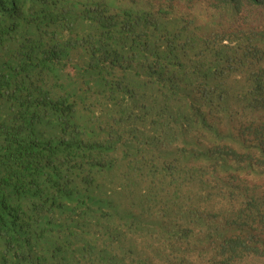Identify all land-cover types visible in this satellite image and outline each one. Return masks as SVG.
<instances>
[{
    "label": "trees",
    "instance_id": "16d2710c",
    "mask_svg": "<svg viewBox=\"0 0 264 264\" xmlns=\"http://www.w3.org/2000/svg\"><path fill=\"white\" fill-rule=\"evenodd\" d=\"M2 110L0 264H264V0H0Z\"/></svg>",
    "mask_w": 264,
    "mask_h": 264
},
{
    "label": "rangeland",
    "instance_id": "374dc122",
    "mask_svg": "<svg viewBox=\"0 0 264 264\" xmlns=\"http://www.w3.org/2000/svg\"><path fill=\"white\" fill-rule=\"evenodd\" d=\"M104 93H105V91L102 92V93L99 92V95L101 96ZM4 110H2L0 112L2 115L4 113ZM7 143H8V139L6 138V134H5V132L2 131V129L0 127V158H4L5 160H6V158H5L4 154H6L8 152V148L6 147V144ZM7 174H8V166H7V163H4V162L0 161V178L2 176L7 175ZM77 196L78 197H82L83 194L80 193ZM97 196L99 198H104L106 196V193H105L104 190L103 191H97Z\"/></svg>",
    "mask_w": 264,
    "mask_h": 264
}]
</instances>
